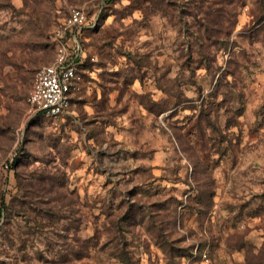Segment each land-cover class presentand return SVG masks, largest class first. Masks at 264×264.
I'll use <instances>...</instances> for the list:
<instances>
[{
  "label": "rangeland",
  "instance_id": "1",
  "mask_svg": "<svg viewBox=\"0 0 264 264\" xmlns=\"http://www.w3.org/2000/svg\"><path fill=\"white\" fill-rule=\"evenodd\" d=\"M73 7L51 118L28 98ZM0 208V264H264V0H0Z\"/></svg>",
  "mask_w": 264,
  "mask_h": 264
},
{
  "label": "built area",
  "instance_id": "2",
  "mask_svg": "<svg viewBox=\"0 0 264 264\" xmlns=\"http://www.w3.org/2000/svg\"><path fill=\"white\" fill-rule=\"evenodd\" d=\"M88 16L82 7L70 10L67 26L58 46V55L53 64L41 68L34 79L29 95L33 108L48 117L58 118L67 113L72 106L73 87L80 79L79 64L82 61V47L78 32L87 24ZM70 34L72 44L66 41ZM9 168L10 166L7 165ZM5 212L0 208V225L4 222ZM184 264H213L208 251L196 249Z\"/></svg>",
  "mask_w": 264,
  "mask_h": 264
},
{
  "label": "trees",
  "instance_id": "3",
  "mask_svg": "<svg viewBox=\"0 0 264 264\" xmlns=\"http://www.w3.org/2000/svg\"><path fill=\"white\" fill-rule=\"evenodd\" d=\"M79 66H80V64H79ZM72 101H73V99H72ZM186 255H190V254H186ZM185 257V256H184Z\"/></svg>",
  "mask_w": 264,
  "mask_h": 264
}]
</instances>
